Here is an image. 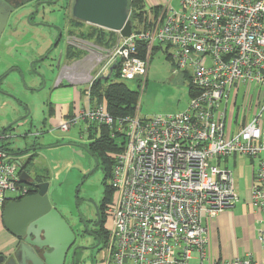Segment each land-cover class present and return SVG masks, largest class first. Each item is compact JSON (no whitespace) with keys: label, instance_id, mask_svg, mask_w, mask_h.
<instances>
[{"label":"built area","instance_id":"built-area-1","mask_svg":"<svg viewBox=\"0 0 264 264\" xmlns=\"http://www.w3.org/2000/svg\"><path fill=\"white\" fill-rule=\"evenodd\" d=\"M168 1L130 37L120 36L87 95L94 81L113 77L115 68L120 79L144 83L153 50L161 45L170 50L173 74L188 79V108L115 121L103 103H90L83 111L76 107L59 127L67 133L80 121L87 128L106 125L113 137L125 139L110 178L117 197L107 210L112 230L104 264H260L250 254L227 260L212 255L205 222L240 201L223 163L264 153V0ZM19 170L0 134V209L11 200L9 192L28 195ZM249 202L262 214L264 247L263 159Z\"/></svg>","mask_w":264,"mask_h":264},{"label":"rangeland","instance_id":"rangeland-1","mask_svg":"<svg viewBox=\"0 0 264 264\" xmlns=\"http://www.w3.org/2000/svg\"><path fill=\"white\" fill-rule=\"evenodd\" d=\"M52 1L55 4L44 6H46L45 8L52 7L55 9L52 13V18H56L61 22L62 14L65 12L64 8L68 7V0ZM173 5L179 8L178 2H173ZM42 6L32 16L34 21L42 17V12L44 11V6ZM67 20V28L65 30L67 48L65 57L63 59L58 58L59 54L56 53L54 57H50L46 65L42 66L43 68L47 66V68L58 72V74L75 75L76 80L78 78H81V80L87 78L82 82L80 80L75 83L76 85H82V89L86 88L89 81L103 69L107 62V58L105 57L117 48L120 43V35L104 29L100 30L101 28L85 23H79V21L76 22L77 20L72 17L71 12L68 13ZM10 22L12 23V21ZM23 23L29 25L28 20H24ZM20 29H22V25H20ZM169 52L170 50H167L164 46L163 48L153 50L144 83L141 81L117 79L124 82L130 89L139 92L140 99L137 116L142 119L151 118L156 115L181 113L189 106L191 96L188 79L181 75L173 74L174 65L169 57ZM6 58L0 51V60L6 61ZM19 64L22 68V74L19 79L20 83L17 84L16 89L12 90L16 97L15 99L5 101L6 103H0V133L11 124V120H15L24 114L26 112L25 109L27 111L30 110L31 120L34 125L41 126L43 119L46 117L47 106L45 102L48 95L44 89V83L37 75L41 63L35 64V69L29 68L30 66L27 64ZM53 78L55 77H52V80H54L52 83L49 81L50 84H55L56 79ZM16 98L23 103L21 106H18ZM241 102L243 103V100ZM86 127L87 125L80 121L67 133L60 132L59 130L48 132L46 129L44 131L40 129L38 131L42 133L39 139L29 137L25 140L21 137V133H25L27 127L14 126V129L8 132L9 138L4 140V143L10 149L25 147L34 142H38V144L47 148L42 151L36 161L38 173H41L45 167H49L52 170L53 181L50 194L53 192L57 195L55 199L58 202V210L64 213L74 224L77 221L75 218L78 213L88 214V208L83 199L88 196H94L97 199L104 196L105 178L103 170L101 168L96 170L95 160L85 149L89 144L87 134L80 135V130ZM122 139H119L118 143H121ZM245 159L248 162L246 157ZM91 166L95 170L88 182L79 191L81 178ZM228 166L229 170L234 172V178L238 179V183L242 185L243 181L238 178L239 169L233 165V158L229 159ZM43 176L42 179L44 180L45 174ZM106 183L110 185L111 180H107ZM77 193L78 201L76 198ZM8 196L15 198L17 197V193L9 192ZM116 197L117 192L113 191L106 211L115 202ZM103 223L105 230L108 231L107 241L100 251H87L84 264H104L105 262L106 253L110 245V232L112 230V218L108 212L104 214Z\"/></svg>","mask_w":264,"mask_h":264},{"label":"crops","instance_id":"crops-1","mask_svg":"<svg viewBox=\"0 0 264 264\" xmlns=\"http://www.w3.org/2000/svg\"><path fill=\"white\" fill-rule=\"evenodd\" d=\"M42 1H50L48 6L55 4L52 0ZM142 1L145 9L142 21L144 19L150 21L155 18L169 2L168 0ZM45 7H43L42 17L35 21L33 17L28 19L29 15L35 10V3H28L20 7L10 18L12 23L9 21L7 29L0 39V51L7 57L6 61L0 60V103H6L5 101L15 99L16 97L12 90L16 89L17 84L20 83L19 79L22 74V68L19 63L27 64L30 66L29 68L34 69L35 64L41 63L40 66L38 65V72L43 75V78L39 76L38 78L44 83V89L48 95L45 102L47 106L46 117L43 119L41 126L34 125L31 120L30 110L27 111L25 109L26 112L17 119L11 120V124H7L8 127L4 128L0 134L3 136L4 147L19 164L21 182L22 180L26 182V184H22L26 186L35 184L37 186L40 183L48 182L51 191L53 181L52 170L49 167H45L41 173H38L36 166L39 155L47 148L38 144V142H34L25 147L10 149L4 143V140L9 138L8 132L13 130L14 126L27 127V131L25 130V133H21V137L25 140L29 137L39 139L42 133L38 131L40 129L56 132L59 130L61 123L74 115L76 107L83 111L91 103L87 95L88 86L81 89L82 85H76L74 82L66 79V76L61 75L60 77V73L58 74V72L50 70L47 66L45 68L42 66L46 65L50 57H54L56 53L59 54L58 58L63 59L65 57L67 48L65 30L67 28V16L71 12L69 7L64 8L65 12L62 14V21L59 22L56 18H52V13L55 9ZM24 20H28L29 25H25L23 23ZM140 23H137L136 26L140 25ZM20 25H22V29H20ZM158 47L163 48L161 45ZM50 73L52 77H55L53 79H56L55 84L49 83V81L51 83L54 81L50 77ZM16 99L18 106H21L23 103L18 98ZM84 134H87L90 142L87 127L80 130V135L83 136ZM232 158L233 165L239 169L238 178L243 181L242 185H240L238 179L234 178L240 201L233 208L219 214L215 219L211 221L206 220L205 225L210 238L209 252L216 257L226 260L250 254L254 261L264 264V247L259 240L258 233L260 229L258 221L262 218V214L252 208L248 198L249 192L254 185L258 162L260 159L264 160V153L258 159L246 157L248 162L243 156L237 155ZM228 161L229 159L222 166L230 169ZM232 173L234 176L233 171ZM43 174H45L44 180L42 179L44 177ZM38 179L41 182H37ZM49 195L50 200L57 207L58 202L55 199L57 195L53 192ZM16 198L18 197L10 198V201H14ZM2 213L3 209H0V249L11 250L10 248L13 243L4 231ZM62 214L67 218L64 213Z\"/></svg>","mask_w":264,"mask_h":264},{"label":"water","instance_id":"water-1","mask_svg":"<svg viewBox=\"0 0 264 264\" xmlns=\"http://www.w3.org/2000/svg\"><path fill=\"white\" fill-rule=\"evenodd\" d=\"M32 1L0 0V39L11 15ZM49 3L50 1H38L28 19L39 11L40 6ZM72 17L81 23L118 33L122 38L133 34L129 0H74ZM37 75L43 78L39 72ZM22 183L26 184L25 180ZM49 189L48 182L40 183L37 185L36 194L20 201H10L3 209L4 229L12 236L22 239L15 260L8 264H64L68 251L76 241V235L70 224L52 205ZM42 235L45 239L43 242ZM44 248H49L51 252H45L39 258L35 249Z\"/></svg>","mask_w":264,"mask_h":264},{"label":"trees","instance_id":"trees-1","mask_svg":"<svg viewBox=\"0 0 264 264\" xmlns=\"http://www.w3.org/2000/svg\"><path fill=\"white\" fill-rule=\"evenodd\" d=\"M129 8L131 11V21L134 28H136L137 23L142 21L145 13L143 1L129 0ZM140 51L145 55V45H140ZM118 78H120V72L118 68H115L113 77L94 81L89 90L92 105L103 103L115 121L137 116L140 99L138 91L130 89L124 82L118 81ZM113 133V129L109 126L92 124L88 127L90 142L85 147L86 151L98 162L97 168H101L104 173L103 219L105 208L110 202L113 193V189L110 185H107L106 181L111 178L116 156L124 150L125 146V139L120 138L121 135L119 134L113 137ZM119 139H122L121 143H118ZM37 182H41L40 179ZM27 187L28 194L33 195L37 193V186L35 184L28 185ZM105 233L106 238L104 243L107 241L108 232L106 231Z\"/></svg>","mask_w":264,"mask_h":264},{"label":"flooded vegetation","instance_id":"flooded-vegetation-1","mask_svg":"<svg viewBox=\"0 0 264 264\" xmlns=\"http://www.w3.org/2000/svg\"><path fill=\"white\" fill-rule=\"evenodd\" d=\"M38 1H40V0H33L32 2L36 4ZM32 2H30V3H32ZM73 4H74V0H68V7H69V10H71V13H72ZM12 15H11V17H12ZM9 21H10V19H9ZM61 75L63 76L62 73H60V77H61ZM64 76H66V79H69L70 81H72L74 83L79 82L81 80V78H78L76 80L75 75L67 74ZM93 159L95 160L96 170H97L98 169L97 168L98 162L96 161L95 158H93ZM94 170L95 169H93V167L91 166L88 169L87 173H85L82 176L81 184L79 186V191L88 182V180H89V178L92 175ZM49 194H50V189H49ZM30 195L31 194L25 195L22 198L28 197ZM77 195H78V193H77ZM103 197L104 196L97 199V198H94V196H88L85 199H83V202L85 203V205L88 208V214L84 215V214L78 213V215L75 218L77 220L75 224L72 223L69 219H67L57 209V207L52 203V205L61 213V215L70 224V226L72 227V229L74 230L75 235H76V241H75L74 245L68 251L64 264H84V259L87 255V251H100L104 247V242H105V238H106V233H105L106 230L104 228L103 216H102V211H103V207H104ZM22 198L18 197L14 201H20ZM78 199L79 198L77 197V201H78ZM104 213H106V208H105ZM4 231L8 235L9 239L12 240L13 244H12V247L10 248L11 250H1L0 249V264H8L10 261L15 260L16 251L18 250V248L20 247V245L22 243V239H18L16 237L12 236L5 229H4ZM41 239H42L41 242H43L45 240L43 235L41 236ZM35 250H36V253H37L39 258H42V255L45 252H51V250L49 248H44L42 250H38V249H35Z\"/></svg>","mask_w":264,"mask_h":264}]
</instances>
